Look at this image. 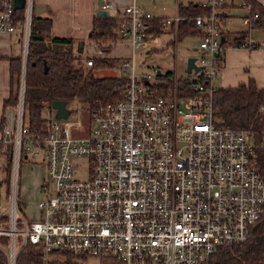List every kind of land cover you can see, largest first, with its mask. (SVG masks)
Returning a JSON list of instances; mask_svg holds the SVG:
<instances>
[{"label": "built area", "instance_id": "2783aa9c", "mask_svg": "<svg viewBox=\"0 0 264 264\" xmlns=\"http://www.w3.org/2000/svg\"><path fill=\"white\" fill-rule=\"evenodd\" d=\"M226 1H196L202 8L193 17L199 69L188 72V56L187 75L181 76L160 65L137 64V49L155 46L160 35L152 32L156 18L138 0L122 5L116 34L94 39V55L81 60L88 68L95 57L109 56L116 43L130 47L133 56L114 64L126 79L123 96L77 122L63 123L56 108L47 106L44 127L33 129L26 121L25 94L37 0H25L22 8L15 0H0V31L19 32L22 46L17 97L5 102L1 118L0 153L11 163L8 189L0 191V248L7 264H17L28 244L41 249L45 264L53 256L70 257L73 264L87 263L88 257L118 264H195L218 246L249 237L251 225L264 216V129L215 121L213 79L224 62L222 36L230 30ZM238 4L249 10L244 23L258 16L251 15L248 0ZM100 6L117 7L112 0ZM182 18L176 11L160 19L175 50ZM189 75L194 91L185 94L178 82ZM156 77L163 80L155 82ZM23 160L45 164L37 218L21 209Z\"/></svg>", "mask_w": 264, "mask_h": 264}, {"label": "trees", "instance_id": "16d2710c", "mask_svg": "<svg viewBox=\"0 0 264 264\" xmlns=\"http://www.w3.org/2000/svg\"><path fill=\"white\" fill-rule=\"evenodd\" d=\"M251 4L249 28L231 31L225 34V46H249L250 28H264V5L257 0H248ZM23 14V9H18ZM202 8L193 0L179 2V12L183 16L179 24V38L199 33L193 17ZM122 16H96L90 31V37L100 39L113 37L120 25ZM161 18L153 20L152 32L156 35L163 32ZM53 18L36 14L33 17L29 55L26 75L25 111L26 121L33 129L44 127L43 111L52 106L56 99L78 100L86 108L94 111L104 103L123 96L126 79L117 75H99L97 69L114 67L119 58L112 55L95 57V64L87 70L79 56L74 53V38L52 34ZM255 43L254 46H256ZM11 94L6 102L15 101L17 82L21 71V56L10 57ZM194 79L189 75L179 79L182 92L192 93L190 86ZM264 101V87H259L256 79L251 77L247 82L236 86H219L213 94L214 116L219 125L238 128H250L255 132L264 129V113L260 105ZM2 141L0 139V147ZM6 186H9L11 171L10 160L5 168ZM73 264L70 257L61 260L53 256L47 264ZM0 264H7V257L0 248ZM17 264H45L40 248L28 244L20 252ZM195 264H264V216L251 225L249 237L242 242L220 245L203 262Z\"/></svg>", "mask_w": 264, "mask_h": 264}, {"label": "rangeland", "instance_id": "374dc122", "mask_svg": "<svg viewBox=\"0 0 264 264\" xmlns=\"http://www.w3.org/2000/svg\"><path fill=\"white\" fill-rule=\"evenodd\" d=\"M139 4L144 6L147 5L150 7L152 13H169L173 15L175 13L172 12L173 8L176 6V0H139ZM243 10V14H248V9H236V10H230L231 13H238ZM114 9H111V15H114ZM81 19L77 21H72L70 19L68 21V25L73 27L78 22H80ZM260 30V29H258ZM88 34V33H87ZM87 34H83L84 38L82 40H75L73 44V50L74 53L79 56L80 60L86 58V55H94V48L93 43L94 39L91 40L87 39ZM254 37H251L250 40ZM173 39V35L169 31H165L162 34H160L155 39V46L151 48H147L144 50L137 49L136 51V62L139 66H142L143 63H145L146 68L148 69L151 65H160L163 70L165 71H174L176 70L178 75H187L186 73V58L188 56L197 54V52L194 50L195 48L199 47L200 38L196 35H189L184 37L183 39H180L177 43L176 50L171 46L170 40ZM261 40H264V35L262 36ZM84 41L86 46L84 49H80V43ZM264 44V41H261ZM259 44L258 46H260ZM237 47H245V48H253L254 46H237ZM229 46L225 47L224 55L226 53V49H228ZM150 49V52L148 53ZM110 55H113L114 57H117L122 59V57L130 58L133 56L132 49L130 47L116 43V45L111 49ZM118 60V61H119ZM82 61V60H81ZM86 68V67H85ZM91 67H88L87 70L91 69ZM96 73L99 75H110V74H117V70L114 67H105L102 69H97ZM228 74V76H227ZM234 74L232 72H226L222 70L220 73L213 79V83L215 86H225L228 85L229 82H233ZM155 82H160L163 79L161 77L154 78ZM17 87V86H16ZM69 108L71 109V112L68 117L66 118H60V120L65 122H77L81 119L85 120L89 118L90 113L89 110L86 108L85 105H83L78 100H71L67 103ZM43 115L46 116L47 112L43 111ZM7 156L4 153H0V191L4 193L7 189L6 182L4 180L5 177V168L7 163ZM45 175V164L39 161H28L23 160L20 165V175H19V199L21 201V209L25 215L33 216L34 218H37L39 215V208L37 206V200L41 198V192H40V184L43 180V177ZM26 202V203H25ZM26 204V206H24ZM36 215V216H35ZM84 264H118L113 259H106V258H100V257H88L87 263Z\"/></svg>", "mask_w": 264, "mask_h": 264}, {"label": "crops", "instance_id": "0c3cea01", "mask_svg": "<svg viewBox=\"0 0 264 264\" xmlns=\"http://www.w3.org/2000/svg\"><path fill=\"white\" fill-rule=\"evenodd\" d=\"M112 1L117 5V7L112 8L115 10L113 16H119L122 10V5L129 3L131 0ZM180 1L181 0H176V6L173 8L172 12L179 11ZM183 1L187 3L191 0ZM193 1L196 2L197 0ZM239 1L241 0H227L224 5V14L230 24V30L225 34H228L231 31L249 28V24L243 22V10L238 13L230 12V10L244 9L238 4ZM257 1L264 5V0ZM37 2L45 6V9L38 14L42 16H51L53 18V35L70 36L74 38V42L77 39L82 40L84 38L83 34L86 35L87 33V39L91 38L90 31L95 17L98 16L96 12L100 7L98 4L99 0H37ZM149 6L144 5V7L150 9L151 6ZM109 15H111V12ZM168 15L171 14L154 13V18H161ZM79 17L81 21L76 25L73 27L68 25L70 19H72V21H77ZM250 35L251 37H254L252 38L254 39L252 41L257 43L253 48L247 49L245 47L228 45L229 48L226 49L227 51L224 55L222 70L232 72L236 77L233 82H229L228 85L225 86H236L240 82H247L253 77L256 79L259 87H264V44L261 42L264 41L261 40L264 35V28H250ZM92 39L93 38H91V40ZM81 43H83V45H81ZM81 43L80 49H84L86 44L84 41ZM259 44L261 45L258 46ZM21 49L22 46L19 32L8 33L0 31V135L3 107L11 94L10 57L20 55Z\"/></svg>", "mask_w": 264, "mask_h": 264}, {"label": "water", "instance_id": "95a60500", "mask_svg": "<svg viewBox=\"0 0 264 264\" xmlns=\"http://www.w3.org/2000/svg\"><path fill=\"white\" fill-rule=\"evenodd\" d=\"M103 1L104 0H99V2H98L99 6L102 5ZM24 3H25V0H15V7L16 8H22V7H24ZM44 9H45V6L43 4L38 3V2L35 4L36 13H40ZM96 14L98 16H109L110 12L108 9H105V8L100 6L97 9ZM222 41L225 42V36H222ZM81 45H83V43H81ZM195 59H196V57L194 55H191L188 57V61H187L188 72H191L193 67L195 68V70L199 69V66L195 63ZM159 73H162V71L159 70ZM67 103H68L67 100H63V99H56L52 102V106L54 108H56L55 115L57 118H63V117L66 118L69 116L71 109L69 108Z\"/></svg>", "mask_w": 264, "mask_h": 264}]
</instances>
